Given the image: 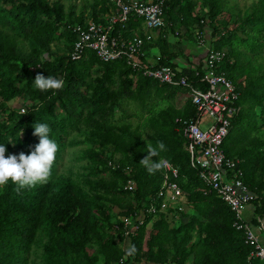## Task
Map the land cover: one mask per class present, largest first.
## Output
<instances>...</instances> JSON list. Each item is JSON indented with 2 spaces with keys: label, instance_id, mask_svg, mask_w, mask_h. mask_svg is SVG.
Returning a JSON list of instances; mask_svg holds the SVG:
<instances>
[{
  "label": "trees",
  "instance_id": "1",
  "mask_svg": "<svg viewBox=\"0 0 264 264\" xmlns=\"http://www.w3.org/2000/svg\"><path fill=\"white\" fill-rule=\"evenodd\" d=\"M226 1L166 0L164 19L173 27L184 25L191 38L193 24L200 31L209 24L208 44L227 46L219 70L233 81L241 107L231 118L223 147L241 159L242 179L255 193L254 213L262 215L264 137L245 139L247 130L264 124V0L251 11H236L231 21L219 16ZM111 7L108 0H83L78 10L75 3L66 10L62 0H0V144L6 156L30 154L39 143L33 135L37 122L49 125L58 144L46 183L20 192L11 180L0 186V264H263L249 256L251 245L233 224L230 206L190 164L177 120L195 112L187 87L148 76L124 58L102 61L92 50L71 58L75 35L67 23L82 21L85 13L104 21ZM140 21L130 15L125 25L115 23L113 34L127 35ZM156 43L166 46L168 38L160 34ZM172 54L160 47L157 65L178 69ZM178 73L198 81L202 70L184 66ZM37 74L63 80V88L36 89ZM16 99L24 104L23 112L14 108ZM124 100L145 109V132L115 121ZM157 141L166 150L152 160L166 158L178 166L176 180L190 208L181 212L184 220L173 224L162 212L146 211L153 198L161 199L162 169L150 174L140 160L148 155L146 144ZM67 146L80 160L76 170L58 168ZM116 153L112 166L109 160ZM127 178L135 181L134 189L124 187ZM115 206L118 211H112ZM139 210L144 220L126 236L122 218ZM251 221L257 222L255 217ZM130 243L137 248L134 257L122 250Z\"/></svg>",
  "mask_w": 264,
  "mask_h": 264
},
{
  "label": "built area",
  "instance_id": "2",
  "mask_svg": "<svg viewBox=\"0 0 264 264\" xmlns=\"http://www.w3.org/2000/svg\"><path fill=\"white\" fill-rule=\"evenodd\" d=\"M112 9L105 14V20H96L88 13L82 21L67 23L74 33L70 56L78 59L92 50L102 61L124 58L134 69H142L143 73L159 81L187 87L195 112L187 117H178L183 135L186 137V147L189 152L190 164L198 168L199 176L230 206L234 213L233 224L243 230L244 241L251 245L250 257H259L264 262V212L246 216L245 210L255 193L242 179L241 159L228 155L223 147L231 124V118L239 111L237 100L239 92L230 77L219 65L226 50L214 48L207 44V51L202 73L198 81L188 79L186 74H179L178 69L170 64L157 65V60L148 62L144 58V43L152 39V31L164 21V5L166 0H108ZM130 15L142 18L145 31L124 35L121 31L113 34L114 25L120 22L125 25ZM199 43L205 39L197 36ZM199 73L198 70L195 72ZM203 83V85L201 84ZM24 110V106L21 107ZM212 118L211 123L201 126L204 116ZM116 159L109 160L116 166ZM162 181L158 195L159 202L154 198L146 211L153 214L162 212L170 224L179 219L184 220L182 211H186L184 192L176 177L178 166L166 158H162ZM160 160V161H161ZM124 187L132 190L136 187L133 178H127ZM255 217L257 222L251 221ZM143 212L139 210L122 218L123 233L129 236L143 222ZM264 264V263H263Z\"/></svg>",
  "mask_w": 264,
  "mask_h": 264
},
{
  "label": "clouds",
  "instance_id": "3",
  "mask_svg": "<svg viewBox=\"0 0 264 264\" xmlns=\"http://www.w3.org/2000/svg\"><path fill=\"white\" fill-rule=\"evenodd\" d=\"M63 84V80L53 76L45 77L43 74H37L34 79V87L42 92L61 90ZM50 131L48 124L35 123L33 135L39 137V143L35 145L30 154L21 152L19 155L6 156L7 148L0 144V186L11 180L17 185L15 190L20 192L23 188L35 187L37 184L48 181L58 151V144L50 137ZM146 147L148 155L140 160V164L150 174H155L156 171L163 168L164 161L154 162L152 158L158 156L159 152L165 151L166 145L163 141H157L155 146L147 143ZM122 250L126 257H134L137 252L136 246L131 243Z\"/></svg>",
  "mask_w": 264,
  "mask_h": 264
},
{
  "label": "crops",
  "instance_id": "4",
  "mask_svg": "<svg viewBox=\"0 0 264 264\" xmlns=\"http://www.w3.org/2000/svg\"><path fill=\"white\" fill-rule=\"evenodd\" d=\"M197 5L195 9H198ZM108 13V12H106ZM105 14V12H104ZM206 24L203 25L202 31L199 29V25L196 23L193 24V33L195 38H191L190 36L185 37L183 31L185 29L184 25H176L173 27V24L164 19L162 25L152 31V39L148 41L145 49H144V58L146 61L151 62L157 60L160 56V47L165 50L167 53H173L171 61L175 64V66L179 69L184 66H189L191 68H195L196 66H203L205 54L207 51V44L210 37V30L209 28L206 29ZM133 31L138 33H143L145 31V27L143 22L140 21V24L137 26L131 27L128 34H131ZM128 32V31H127ZM191 32V31H190ZM195 32L197 34H195ZM181 33V34H180ZM117 34V33H116ZM166 36L168 38V44L166 46L161 45V43H156V38L160 35ZM189 34V33H188ZM201 35L205 39V43H199L197 40V36ZM175 46V48H174ZM177 46V47H176ZM181 62L182 64L179 65L178 63ZM186 204V203H185ZM252 203L247 205L245 210L246 216H249L252 211Z\"/></svg>",
  "mask_w": 264,
  "mask_h": 264
},
{
  "label": "rangeland",
  "instance_id": "5",
  "mask_svg": "<svg viewBox=\"0 0 264 264\" xmlns=\"http://www.w3.org/2000/svg\"><path fill=\"white\" fill-rule=\"evenodd\" d=\"M65 6L66 10H69V8L71 7L72 3L76 4V9L78 10L80 8V5L83 3V0H62ZM201 1V0H198ZM258 0H227L226 4H225V8L223 9V11L221 12V14L219 16H222L228 20H232L234 18V14L236 11L240 10V12L243 14L247 11H251L252 8L257 4ZM203 28V27H202ZM206 29L209 28L210 30V26L209 24H206ZM211 31V30H210ZM240 32V31H239ZM211 33V32H210ZM241 33V32H240ZM181 34V33H180ZM183 34L186 36L185 34V29L183 31ZM195 34H197L195 32ZM262 35H263V39H264V29L262 30ZM203 37V36H202ZM177 47V46H176ZM227 47V46H226ZM226 47H224V49L226 50ZM54 48V46H53ZM175 48V46H174ZM260 53H264V46H263V51ZM179 65H181L182 63L179 62ZM22 102L21 99H16L13 102V106L14 108H17L20 112H23L21 110L22 107ZM258 109V107H257ZM146 117H147V113L145 111V109L143 110L142 107L137 103V101H122L121 102V107L118 109V111H116V115H115V121L117 123H128L131 127L133 128H138V129H142V131L145 132V126L144 123H146ZM260 120L264 121V117L263 119L261 118ZM212 118L209 115H206L203 117L202 122H201V126L206 125L211 123ZM264 123V122H262ZM248 131V138L245 140H248L250 138H252L253 136H262L264 137V124H262V127H260L259 129H253V130H247ZM244 140V141H245ZM77 147V146H75ZM73 147L71 146H67L66 149L64 150L63 153V158L60 162V164L58 165L59 170H63V171H67L68 167H72L73 170H76L79 168V161L75 158V155H73L71 149ZM119 153H116L114 155V158H118ZM187 210L190 211V208L187 207V205L185 204ZM112 211H118V207H114L112 209ZM149 226V225H148ZM126 238H124L123 240V244L124 246L128 243V241H126ZM187 262H190L189 260H186ZM129 264H139V263H129Z\"/></svg>",
  "mask_w": 264,
  "mask_h": 264
}]
</instances>
